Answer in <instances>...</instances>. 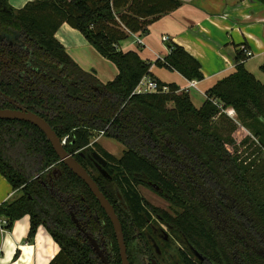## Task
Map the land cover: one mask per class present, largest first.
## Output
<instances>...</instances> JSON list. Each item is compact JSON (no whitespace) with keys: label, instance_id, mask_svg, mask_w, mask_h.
<instances>
[{"label":"trees","instance_id":"1","mask_svg":"<svg viewBox=\"0 0 264 264\" xmlns=\"http://www.w3.org/2000/svg\"><path fill=\"white\" fill-rule=\"evenodd\" d=\"M181 4L180 0H35L16 9L9 0H0V70L13 69L17 77L0 83V89L45 117L60 138L68 136L64 147L69 153L92 150L93 145L114 162L113 179L95 181L121 223L124 209L118 194L131 214L125 220L131 221L130 227L140 226L150 205L137 186H159L175 206L176 225L191 245L212 264H233L217 233L201 217V205L185 201V189L172 172L185 175L192 169L207 184L218 179L234 183L235 218L264 246V199L252 193L246 177L249 168L235 161L231 137H221L212 123L226 106L234 107L242 125L256 138L259 155L264 153V83L246 69V56L239 50L235 71L206 92L199 108L188 92L177 93L179 87L173 83L167 84L168 93H137L134 89L149 74L151 63L116 45L131 34L147 33L155 19ZM64 22L117 65L119 74L114 80L102 83L69 56L55 38ZM168 46L163 60L155 61L158 65L189 80L204 78L197 58L176 43ZM260 69L264 72V63ZM10 106L5 100L3 107ZM94 134L121 142L126 147L123 155L117 158L97 141L91 143ZM53 168L57 173L48 175ZM0 173L20 191L17 198L0 206V216L7 217L10 228L28 214L29 235L43 225L60 247L48 264H103L79 234L69 213L71 205L80 218L87 205L99 215L95 230L109 242L113 263L121 264L108 216L88 186L59 160L39 128L0 119ZM186 264L195 263L186 259Z\"/></svg>","mask_w":264,"mask_h":264},{"label":"crops","instance_id":"2","mask_svg":"<svg viewBox=\"0 0 264 264\" xmlns=\"http://www.w3.org/2000/svg\"><path fill=\"white\" fill-rule=\"evenodd\" d=\"M34 1L9 0V3L20 9ZM180 1L182 4L178 8L155 19L147 33L131 34L119 40L117 47L123 52L134 51L150 62L148 76L165 84L178 85L177 93L188 92L196 108L204 104L206 92L211 87L235 71V57L240 45L245 44L253 53L245 59L246 69L264 83V72L260 69L264 63V3L258 0ZM137 37L141 43L137 42ZM164 37L167 40H163ZM55 38L83 70L93 71L102 83L114 80L119 74L117 65L101 55L78 29L68 23L59 26ZM169 43L182 46L198 59L204 76L202 80H189L178 71L155 62L159 57L163 60L169 53ZM193 80L197 81L196 87L188 88V83ZM125 149L116 157H121ZM15 194L10 182L0 173V206L12 201ZM2 218L7 220L4 215L0 216ZM29 231L28 214L15 220L10 228L3 230L0 227V264H48L59 252V245L43 225L34 235H29ZM89 246L94 251L93 246Z\"/></svg>","mask_w":264,"mask_h":264},{"label":"flooded vegetation","instance_id":"3","mask_svg":"<svg viewBox=\"0 0 264 264\" xmlns=\"http://www.w3.org/2000/svg\"><path fill=\"white\" fill-rule=\"evenodd\" d=\"M13 78H17L13 69L0 70V83H9ZM8 97L0 89V108H16V105L26 108L9 97L13 99V103H11L7 99ZM5 100L11 103L12 107H3ZM92 148V150L88 149L85 152L79 151L71 154L94 180L111 181L113 179L111 172H115L114 162L102 151L97 150L94 146ZM93 152H97L106 161L105 166L93 156ZM57 171V169L53 168L52 173L48 175H55ZM105 171H107L108 175H106ZM172 176L185 189L187 195L185 201H188L189 204L199 203L201 205L203 210L201 217H203L206 225H210L213 231L217 233L220 241L226 247V254L233 264H264V246L257 244L253 240L252 234L244 230L240 226V222L235 218L234 183L226 184L218 179L215 184H207L199 179L196 172L192 169L190 172L186 170L185 175L172 172ZM154 189L157 194L166 199L173 207H169L171 211H168L149 204L148 214H145V220L141 222L140 226L134 225L130 227L131 221L127 222L125 218H131V214L126 203L121 204L124 209L121 212L123 218L121 225L130 264H186V259L195 264H212L207 256L199 253L191 245L182 230L177 227L176 217L178 214L175 212V206L162 192L163 189L159 186H155ZM151 207L160 208V211L151 209ZM73 211L74 205H71L69 213L77 220L78 226L76 225V227L82 238L87 240L89 244L94 242L109 261L114 264L109 242L102 233L95 230L100 223L99 215L94 212L91 213L88 205L82 210L84 216L81 218L76 216L77 213L75 214Z\"/></svg>","mask_w":264,"mask_h":264},{"label":"rangeland","instance_id":"4","mask_svg":"<svg viewBox=\"0 0 264 264\" xmlns=\"http://www.w3.org/2000/svg\"><path fill=\"white\" fill-rule=\"evenodd\" d=\"M172 106V103L169 104ZM239 113L232 106H226L225 111L218 113L214 120L213 125L221 135V137H231V148L235 150L233 152L235 161L240 165L248 166L246 170V177L252 193L259 199H264V173L260 166L264 167V153L259 155L256 138L251 132L242 125L239 119ZM238 121L240 123H238ZM220 124V125H219ZM230 128V129H229ZM98 141L103 149H106L109 153L116 156L122 154V149L125 146L118 140L111 137H104L102 134H94L91 137V143ZM103 145V146H102ZM93 147V145H91ZM97 149V148H96ZM98 150V149H97ZM138 190L143 198L150 204L156 207L164 208L171 211L169 207H173L170 203L157 194L152 187H148L144 184H139ZM20 195V191H17L14 199Z\"/></svg>","mask_w":264,"mask_h":264},{"label":"water","instance_id":"5","mask_svg":"<svg viewBox=\"0 0 264 264\" xmlns=\"http://www.w3.org/2000/svg\"><path fill=\"white\" fill-rule=\"evenodd\" d=\"M11 103H13V99L7 98ZM0 119H12L19 120L31 123L38 127L46 136L47 140L52 145L54 151L56 152L59 159L74 173L76 174L82 181L88 186L92 194L98 200L99 204L108 215L116 236L117 244L119 247V254L121 259V264H130L127 255V245L125 243V238L122 230V225L119 220V217L115 211L114 206L107 199V197L100 190L96 181L92 178V176L87 172V170L77 161V159L70 154L64 147L63 140L56 134L48 121L43 118L41 115L28 110L21 105H16V108H0ZM93 156L103 165H106V161L97 153L93 152ZM106 175L107 174V171ZM155 187V186H154ZM158 189V187H156ZM120 203H124L123 197L121 194H118ZM73 221L78 226L77 220L72 216ZM93 246V249L96 255L99 257L100 261L103 264H112L107 256L98 248L94 242L90 243Z\"/></svg>","mask_w":264,"mask_h":264},{"label":"built area","instance_id":"6","mask_svg":"<svg viewBox=\"0 0 264 264\" xmlns=\"http://www.w3.org/2000/svg\"><path fill=\"white\" fill-rule=\"evenodd\" d=\"M163 40H167V38L164 37ZM137 42L138 43H141L142 40L139 37H137ZM239 50L242 51V53L246 57H250L253 54L252 51L246 47L245 44L244 45H241L239 47ZM160 58L161 57H159L158 59H160ZM196 84H197V81L196 80H193V81H190L188 83V86L187 87L188 88H190V87H196ZM134 92H137V93H152V92H155V93H168V92H170V88H169V86L167 84L160 83L155 78H152V77H150L148 75H145V76H143L139 80V82H138V84H137ZM214 103H216L217 105H219L220 108L223 107V104H219L217 101H214ZM223 110L225 111V109H223ZM66 139H67V137H65L63 139V142L64 143L66 142ZM7 222L8 221L6 219H3V218L0 219V227H1V229L4 230L5 228H7L6 227Z\"/></svg>","mask_w":264,"mask_h":264}]
</instances>
